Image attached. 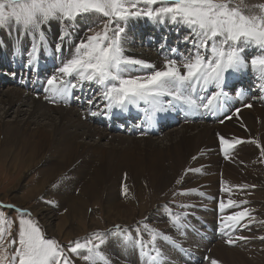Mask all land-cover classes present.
<instances>
[{"label":"snow or ice","instance_id":"obj_1","mask_svg":"<svg viewBox=\"0 0 264 264\" xmlns=\"http://www.w3.org/2000/svg\"><path fill=\"white\" fill-rule=\"evenodd\" d=\"M85 16L91 17L93 23L77 40L76 20ZM133 18L186 28L188 32L182 42L190 46L187 54L180 53L179 59L165 56L160 68L126 56V23ZM52 21L61 26L54 48L45 32V26L50 27ZM5 28L9 31L15 28L18 39L30 37L27 67L35 66L41 50L53 52L54 58L59 60L45 87L53 103L66 102L73 90L87 83L97 86L109 112L113 109L127 111L130 106L140 109L143 105L145 117L152 121L158 113L177 110L184 111L186 116L215 114L228 99L224 84L225 74L229 72L250 70L257 81L254 87L264 92V3L249 6L244 0H0V29ZM66 42L72 44L67 58L62 56ZM254 49L260 54L244 55ZM170 51L176 54L178 49ZM133 72L141 74L132 75ZM210 87L215 90L209 92ZM235 94L242 98V91ZM245 106L252 107L251 104ZM242 142L220 137L225 158L230 148ZM251 143L264 155V147L255 140ZM124 194H127L126 187ZM246 203L229 200L227 205L221 202L219 209L223 213L226 207ZM5 208L19 214L15 236L11 232L14 221L5 215ZM185 217L186 214H170L171 225L182 235L183 229L190 227L184 222ZM246 219H255L247 209L222 216V234L230 236L237 226L247 227L241 223ZM226 228L230 231H225ZM142 229L148 234V240L143 239ZM135 232L136 237H132L129 230L120 225L109 230V234L116 235L123 243L137 246L144 264H165L166 257L156 243L158 239L184 251L170 235L146 224L138 223ZM236 239L247 237L237 236ZM104 243L105 234L94 232L83 240L70 242L65 248L55 238L47 237L30 213L12 205H0V264H76V259L84 264H111L101 250ZM227 243L232 245L233 241L229 239ZM211 264L218 262L211 260Z\"/></svg>","mask_w":264,"mask_h":264},{"label":"bare ground","instance_id":"obj_2","mask_svg":"<svg viewBox=\"0 0 264 264\" xmlns=\"http://www.w3.org/2000/svg\"><path fill=\"white\" fill-rule=\"evenodd\" d=\"M88 22L76 21V38L88 26ZM137 23H141V20L129 19L126 23V56L151 62L157 68L162 67L163 60L154 53L132 47L129 33ZM60 27L56 21H52L50 27L46 26L47 38L56 40ZM6 35H14L15 44H25L30 39L27 36L18 39L15 28L11 31L0 29V37ZM223 125H181L164 132L161 138L134 139L109 134L95 125L83 122L75 109L48 106L17 88L6 91L0 88V164L5 167L4 176L14 180L13 187L9 188L1 200L10 199L12 206L28 210L45 229L47 236L61 241L80 236L86 228L87 231L97 230V223L90 222L86 227L85 221L91 218L88 208L98 204H101L105 214L114 217L112 223H106L107 227L111 229L120 223L128 224L143 210L158 213L155 210H160L164 203L159 201L146 205L144 197L152 194L163 195L166 200L171 197L174 177L190 161L193 165L198 163L197 159L202 154L209 153L208 148L214 149L216 146L213 141H216L217 133L222 129L244 130L240 134L234 132L226 139L231 141L229 137L233 136L234 139L238 137L239 140L247 141L243 143L244 151L253 155L254 160L245 158V174L249 176L253 166V171L257 168L253 173L257 171V175L264 178V155L256 144L251 143L255 140L264 147V109L252 106L236 113ZM202 137L208 140L198 145ZM223 164L226 166L227 163ZM21 168L23 173H20ZM36 168L39 169L38 175L42 176L27 188L23 181ZM122 177L125 179L127 194H124L123 186L122 192H116V196L123 193L124 198L115 204L117 199L112 194V188L106 196V185L110 180L118 178L120 181ZM232 177L227 176L226 179ZM248 179V188H257L255 193L264 198V182L261 181L264 179ZM54 182L58 183L53 186ZM184 187L185 183L182 182L176 186V192L187 189ZM30 200H36L37 203L27 206ZM248 207L251 209L250 205ZM56 212L61 215L56 217ZM125 213L131 216L122 218ZM107 215L108 220L110 216ZM74 221L76 226H70ZM252 227L250 230L255 228Z\"/></svg>","mask_w":264,"mask_h":264},{"label":"rangeland","instance_id":"obj_3","mask_svg":"<svg viewBox=\"0 0 264 264\" xmlns=\"http://www.w3.org/2000/svg\"><path fill=\"white\" fill-rule=\"evenodd\" d=\"M244 3L250 6L252 4L264 3V0H244ZM88 18H91V17H88ZM78 20H83L84 22H87L85 17L77 18L76 21H78ZM88 21H89L88 22V27H89V25L93 23V20L91 18ZM58 25H60V24L58 23ZM84 32L85 31L83 30L81 32V34L79 35V37H77L76 39L78 40L80 38V36L82 35V33H84ZM89 34H91V33H89ZM8 89H12V88L5 87V88H3V91L4 90L6 91ZM21 92L23 93L24 91L21 90ZM221 126H224V125H221ZM238 129H236V130H234V129H227V130L222 129V130H220L219 134L217 133L218 138L215 139L217 142L213 141V144L216 147L214 146L215 147L214 149H211V147L208 148L209 153L207 155H204L201 153L202 156H200L199 159H197L198 163L193 165L192 162L190 161V164L188 166H185L182 169V172L180 174H177L174 177V179L171 182L174 185V187H172L170 190L172 192L171 197L167 198V200H166V198L163 197V195L159 196V195L152 194V196L147 195L144 197V204H146V205L151 204V203H155V202L158 203L160 201L159 203H164V205H168L169 208H171L170 206H174V205L179 208V205H181V204L182 205L183 204H185V205L186 204H194V205L201 204V201L199 199H197L196 196H194L193 191H202V192H204L210 196H217L218 192L222 191V193L220 192L219 195L221 197V202H224L225 205H227L229 200L236 201L237 203H239L241 201H247L246 204H240V206L237 208L236 207L231 208V210H229V212L227 214V215H230L236 211H242L245 209H247L249 212L252 211L251 213H253L252 215L254 216L255 219H253V221L252 220L249 221L247 219L245 221H242L241 223L242 224H244V223L248 224V227H246V228L244 227L245 231L238 235V236L247 237V239H244V240L235 239L233 241V244H232L234 246L230 245L227 242L216 243L211 248L210 253L207 256V258H208L207 264H211V260H216L218 262V264H264V239L261 238V237H264V223L263 224L258 223V222H261L264 220V198H261L258 194L255 193L258 190L257 188L250 189L251 187L248 188L249 186L247 188H244L245 185H248V181H247V180H249L248 177L252 178V180H256V179L258 180L259 178H262V179H264V178H263V176L257 175V171L255 172L256 174L253 173L255 171V169H257L255 167V169L253 171V166H251L252 173L249 176H247L248 174H245V171H244L245 158L248 159L249 161H253L254 157H253V155H250L244 151V144H239V147H237L234 150V152L236 153L237 156L234 155L231 158V160L228 159L227 161H223V163L224 162L227 163L226 166L222 163V160L218 157L217 152H215V149L218 146V142H220V137H223L226 139V138H228L227 136H230L234 132H238L239 134L241 132H244V130L238 131ZM161 137L159 136V138H161ZM232 137H229V139L231 141L236 140L238 138V137H235V139H233ZM152 138H158V137H152ZM205 140H208L207 137H202L197 142V144L200 145L203 142H205ZM240 147H241V149H240ZM202 157H205L206 159H202ZM191 165H193V166H191ZM0 166H1L0 167V200H1L2 196L4 194H7L6 192L9 191V188L13 187L14 180L10 179L7 176H4L5 167H4V165H1V164H0ZM228 167L230 168L229 170L227 169ZM197 169H199V171H196ZM21 170L22 171L20 173H23V168H21ZM37 170L39 171V169L36 168V170L30 172L29 175L26 176L27 178L24 179L23 183H24V185H27L26 186L27 188H30L32 185H34L33 184L34 181H37L38 179L41 178L42 175L41 174L38 175L39 172ZM247 173H250V172L248 171ZM67 176H70V175H66V177ZM227 176H228V178L232 177V176H234V177H232V179L228 180V179H226ZM58 177H61V176H58ZM63 177H65V176H63ZM177 180H180V183H177ZM61 181H62V179H61ZM261 181L264 182V180H261ZM182 182L185 183L184 189L185 188H187V189H185L181 192H176V186H178ZM57 183L58 182H54L53 186ZM127 185H128V183H127ZM123 186L125 187V179H123V177L120 179V181L118 180V178H114V179L110 180L109 184L106 185L107 190H108V192H106V196H108L110 188H112V192H113L112 194H113V196L115 194V197L117 199L115 204H118V202H121L123 200L124 194L123 193L117 194V196H118V198H117L116 192H120V191L122 192ZM116 189H119V191L118 190L116 191ZM100 190H101V188H100ZM123 191H124V189H123ZM75 192H76V189H75ZM23 196L24 195H22L21 197H23ZM26 197L27 196H25L24 198H26ZM249 197H251V198H249ZM249 199H252L253 201L252 200L249 201ZM168 201L172 205L170 203H168ZM35 203H37L36 200H30L27 203V206L34 205ZM253 203H255V204H253ZM0 205H11V201H10V199H6V200L2 199L0 201ZM247 205L248 206L250 205L252 210L249 209V207ZM15 208L23 209L26 212L30 213L25 208H18V207H15ZM175 210H176V208H174V211ZM3 211L5 212V215L7 217H10L14 221L11 232H12V236H15L17 231H18L19 214L17 212L9 211V209H7V208L3 209ZM155 211H158V213L156 212L157 215L155 214V212L153 210L150 213L148 211L143 210L141 212H138L139 215L136 213L137 216L135 215L136 216V217H134L135 220H133L132 222H130L128 224H125V223L121 224L120 223L118 225H120L121 228H123V229H131V228L135 229V227L137 226L138 223L146 224V225H148L149 228L155 229L160 233H165V234L171 235L170 228L167 226L165 221H163V216H162V214H160L162 209L160 208V210H155ZM87 212H88V214L91 213L90 214L91 218L89 221H85V226H86V224H88L90 222L97 223L99 225V228L97 230L87 231V228H86V230L83 231V233L80 236H78L74 239H69V240L63 239L62 241L57 239V238H55V239L61 245L65 246V248H67L69 243L72 241L83 240L84 238L91 236V234L94 232H101V233L105 234V243L102 245L101 250L110 259L111 264H123V262H122L123 260H124V262H127V258L129 257L128 254L119 256L118 253L116 252L115 248H114L113 241L117 236L114 234H109V230H113L115 227L110 229L109 227L106 226L107 225L106 223H112V220L114 218L113 215L105 214L103 212L101 204L96 205L94 208H88ZM251 213H250V216H251ZM30 215H31L32 219H34L35 221L38 222L39 226L42 228L44 233H46L45 229L42 227V225L39 223V221L35 218V216L32 214H30ZM59 215H61L60 212H56L55 216L58 217ZM106 215L110 216V218L108 220L106 218ZM123 215L124 216L122 218H124V219L129 218L131 216V215L126 214V213ZM173 215H175V212ZM253 216H251V217H253ZM255 220H257L256 221L257 224H256ZM220 221H221V219H220ZM226 223H231V222H226ZM123 225H127V226H123ZM256 225H258V227ZM70 226L75 227L76 226L75 221L72 222L70 224ZM250 227H252V228L255 227V228L254 229L251 228L252 230H250ZM142 234H143V236L145 235V233L143 232V229H142ZM47 237L52 238L50 236H47ZM147 238H149V237L147 236ZM160 241L161 240L158 239L156 241V243H157L158 247L163 251V248L161 246ZM163 253H164V251H163ZM164 256H165V254H164ZM134 260H135L134 257H132L130 260L132 264H134V262H135ZM76 264H84V262L82 260L76 259Z\"/></svg>","mask_w":264,"mask_h":264}]
</instances>
